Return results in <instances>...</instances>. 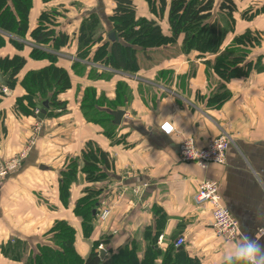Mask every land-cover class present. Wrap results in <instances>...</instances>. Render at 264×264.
<instances>
[{
	"label": "crops",
	"instance_id": "crops-1",
	"mask_svg": "<svg viewBox=\"0 0 264 264\" xmlns=\"http://www.w3.org/2000/svg\"><path fill=\"white\" fill-rule=\"evenodd\" d=\"M221 1L216 0L215 17ZM233 1L237 5L234 30L225 39L222 51L234 38L249 32L260 39V45L249 48L248 60L257 64L256 68L247 76L223 81L212 69L215 56L185 53L183 36L175 44L147 51V57L139 53L140 69L134 73L92 63L100 45L83 60L78 57L82 22L97 14L103 28L101 36L107 40L114 2L32 0L25 45L17 49L7 42L0 48V59L20 56L26 60L18 76L19 84L10 96L0 99V162L19 155L36 139L21 168L0 181V264H27L26 259L37 252L38 246L49 244V232L58 221L74 228L75 248L82 258L88 257L98 241L103 242L107 255L133 242L138 245V258L142 260L148 238L156 234V247L161 254L172 245L174 236H184L186 242L179 249L200 264H223L225 250L243 234L264 244V235L258 234L264 226V13L252 20L242 19L244 11L263 7L264 0ZM134 3L138 17L156 20L163 34L171 37L168 13L160 19L146 0ZM53 12L58 14L55 31L68 36V43L58 51L52 47L40 49L57 57L56 66L68 73L70 88L58 95L66 109L50 110L41 121L25 101L21 102L26 91L20 82L28 72L51 64L48 59L31 57L33 49L39 47L30 33L43 13ZM118 84L128 90L124 107L119 103ZM223 87L229 91L230 99L220 106L208 105L209 98ZM89 90L99 102L98 111L128 108L120 126L112 123L115 131L111 137L83 115L82 102ZM169 114L176 125L175 132L157 134ZM149 125L152 131L148 130ZM226 134L231 139L226 164H213L203 170L180 159L182 138L191 137L197 147L203 148ZM89 143L110 160L107 176L101 181L89 182L81 171V157ZM72 161L77 162L78 171L69 196L64 199L63 173ZM205 180L220 184L223 204L241 228L238 240L218 238L211 228L210 206H196L194 195ZM87 190L98 192L97 211L108 209L110 215L100 221L96 213L93 229L85 236L83 221L74 210ZM10 243L22 244L24 260H12L3 253ZM161 262L162 256L155 264Z\"/></svg>",
	"mask_w": 264,
	"mask_h": 264
},
{
	"label": "trees",
	"instance_id": "trees-1",
	"mask_svg": "<svg viewBox=\"0 0 264 264\" xmlns=\"http://www.w3.org/2000/svg\"><path fill=\"white\" fill-rule=\"evenodd\" d=\"M112 1L115 6L108 20L110 31L107 40L101 36L103 28L97 14H92L82 22L79 30V58L87 59L93 48L100 45L90 60L92 63L113 71L134 73L140 69L139 53L147 57V51L175 44L183 36L182 50L185 53L196 51L215 56L212 69L223 81L247 76L257 67V64L254 66L248 60L249 48L260 45V39L251 32L234 38L222 51L225 39L234 30L237 5L233 0L221 1L217 8L218 17H215L216 0H146L151 12L160 19L168 13L171 37L163 34L156 20L138 17L134 0ZM31 9L32 0H0V48L12 40L10 35L15 34L21 38L27 35ZM261 13H264V6L252 7L242 13V19L252 20ZM57 16L56 12L43 13L38 26L30 33L31 39L39 47L33 49L31 57L35 60L48 59L51 62L50 66L42 70L28 72L20 82L26 91L21 102L25 101L27 107L33 111L37 110V105L42 101H49L51 110L58 109L63 112L66 109V104L58 101V95L70 88V77L64 69L56 66L57 57L54 54L40 49L52 47L54 51H58L68 43V36L55 31ZM111 33L115 34V40L109 39ZM11 42L15 43L17 49L24 46L14 40ZM25 64L26 60L20 56L0 59V74L8 76V89L13 90L19 84L18 76ZM1 87L0 85V99ZM118 90L119 103L124 107L128 90L124 84H118ZM221 90L209 98L208 105L220 106L230 99L229 91L225 87ZM98 103L94 99V92L87 91L82 102L83 115L88 122L99 125L104 134L111 137L115 131L112 116L106 111H98ZM81 161V171L86 174L89 182L101 181L107 176L109 157L93 143L86 146ZM77 171V162L72 161L63 173L61 187L64 199L69 196V187ZM98 196L97 191L87 190L74 210L83 221L85 236L93 229L92 222L98 213ZM75 233L74 228L67 222H56L49 232V244L38 246L37 252H32L26 259L27 264H155L160 256L161 264H200L198 260L188 257L183 249L175 246L174 241L178 236H174L166 253L161 254L155 241L158 234L148 238L147 253L142 260L138 258V245L133 242L117 252L101 257L98 248L103 242L98 241L88 257L82 258L75 248ZM3 253L12 260L22 261L25 248L22 244L10 243L3 249Z\"/></svg>",
	"mask_w": 264,
	"mask_h": 264
},
{
	"label": "built area",
	"instance_id": "built-area-1",
	"mask_svg": "<svg viewBox=\"0 0 264 264\" xmlns=\"http://www.w3.org/2000/svg\"><path fill=\"white\" fill-rule=\"evenodd\" d=\"M4 96H10L11 90L7 87H1ZM39 110L34 111L36 117L39 116ZM37 131L40 130V125H37ZM175 130L172 131L173 134ZM166 134V135H171ZM36 139L33 138L28 146L19 155L9 158L0 162V181L6 179L11 174L17 172L23 161L26 159L30 149L35 145ZM192 145L194 155H185L186 145ZM231 146V139L227 135H222L218 138L211 140L207 146L199 148L196 141L191 137L181 139L179 145L180 159L185 163L196 164L203 170H207L211 165H224L227 161V152ZM194 202L196 206L209 205L211 208V228L218 238H222L228 242H234L241 236V228L239 222L233 217L229 209L223 204L221 187L216 181L205 180L203 181L196 194L194 195ZM110 215V210H99L97 218L106 220ZM259 235H264V226L258 231ZM186 242L184 236H180L175 241L177 248L182 247ZM100 252L104 251L103 246L99 247Z\"/></svg>",
	"mask_w": 264,
	"mask_h": 264
},
{
	"label": "clouds",
	"instance_id": "clouds-1",
	"mask_svg": "<svg viewBox=\"0 0 264 264\" xmlns=\"http://www.w3.org/2000/svg\"><path fill=\"white\" fill-rule=\"evenodd\" d=\"M171 121L172 114H169L160 123L157 134L161 131L164 134H171L176 127ZM152 129L149 125L148 130ZM185 155H194L191 144L186 145ZM223 264H264V244L257 238L243 234L239 241L225 250Z\"/></svg>",
	"mask_w": 264,
	"mask_h": 264
},
{
	"label": "water",
	"instance_id": "water-1",
	"mask_svg": "<svg viewBox=\"0 0 264 264\" xmlns=\"http://www.w3.org/2000/svg\"><path fill=\"white\" fill-rule=\"evenodd\" d=\"M116 36L114 33H111L109 36V39L115 40ZM7 82H8V76H3L0 74V85L2 87H7ZM127 106H125L124 109L122 110H117V111H109V114L113 118V124L115 126H120L122 124V121L127 113ZM37 110H39V120L44 121L46 118L47 113L51 110L49 101H42L41 104L37 105ZM41 169H46L44 166L41 167ZM105 256V251H101V257Z\"/></svg>",
	"mask_w": 264,
	"mask_h": 264
},
{
	"label": "rangeland",
	"instance_id": "rangeland-1",
	"mask_svg": "<svg viewBox=\"0 0 264 264\" xmlns=\"http://www.w3.org/2000/svg\"><path fill=\"white\" fill-rule=\"evenodd\" d=\"M263 2V1H262ZM258 4H261V3H258ZM79 8H80V6H78ZM260 23L262 22V21H259ZM28 30H29V25H28ZM10 37H11V41H16V42H19V43H21L22 45H25V42L27 41V35H24L23 36V38H21L20 36H18V35H15V34H13V35H10ZM9 42V43H11L12 45H14V47H16V45H15V43L13 44L12 42ZM17 48V47H16ZM96 65H98V64H96ZM94 75V74H93ZM2 96H4L3 95V93H2ZM5 97H8V96H5ZM227 135V134H226ZM220 136H222V135H220ZM219 136V137H220ZM228 136V135H227ZM216 138H218V137H216ZM215 139V138H214ZM213 140V139H212ZM100 220V219H99ZM100 221H102V220H100ZM100 246H103V244L102 245H100ZM99 246V247H100ZM99 249V248H98ZM103 249H105L104 247H103ZM104 251H106V249L104 250ZM105 256H107V252H105ZM104 256V257H105Z\"/></svg>",
	"mask_w": 264,
	"mask_h": 264
}]
</instances>
